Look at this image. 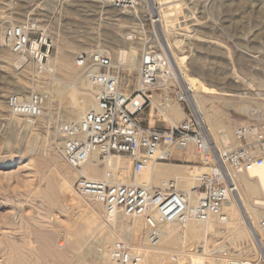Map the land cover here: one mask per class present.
<instances>
[{"label":"rangeland","instance_id":"374dc122","mask_svg":"<svg viewBox=\"0 0 264 264\" xmlns=\"http://www.w3.org/2000/svg\"><path fill=\"white\" fill-rule=\"evenodd\" d=\"M143 2L144 8H139L137 11L138 17L141 20L140 28L137 29L138 25L132 27V23L135 21L131 20H126L124 26L121 28H113L109 24L112 23L109 18H102L109 15L106 12H112L111 8L113 7L107 3L96 5L94 3L88 4V2L83 4L78 0H0L1 38L5 27L11 26V24L16 25L26 19L32 18L38 21V25L41 28L46 29L54 43L50 59L46 64V68L49 71L45 69L41 74L36 72L31 62L27 61L24 57L21 59L22 61L19 60V55L11 52L3 42L0 44V264L9 263L8 259L10 258L17 259L18 255L10 247L13 245L23 247L22 249L25 251L28 249L27 252L31 255L29 259L31 264L48 263L49 260L45 259L44 254L39 253L42 251V245L36 236L38 232H48L52 235V238L48 242L49 249H53L56 246L57 249H60L58 242H62V247H64L71 238L73 239L68 234L65 224L70 218H78L76 214L79 213L76 211L74 213L75 217L74 214H71L72 216L69 218L68 212L63 211L64 209L59 204V206L57 204L50 205L41 197L40 191L43 189L44 182L48 179V176L56 172L55 169L61 170L65 177L68 176V179L72 177L69 179L71 194L68 196L66 204H60L62 206L66 205L67 209L69 207L74 209L77 208L80 201L82 203H79V205L80 207L82 206V209L86 207V211H92L95 214L97 226L91 231V233L94 232L92 234L89 233L85 240L82 241L80 251L88 250L86 252L87 264H98V260L94 254L96 240L101 235L98 231L99 229H115L111 221L112 216L106 214L100 203L75 192L73 183L78 178L76 176L78 170L71 168L65 162L60 150L61 139L54 137L56 136L54 134L56 133L55 126L58 123L66 122L62 113L60 114L62 112V105L55 99H52L47 91H44L46 88H43L45 87L43 84L45 85L46 78L62 84L66 90H72L75 94L69 95L68 102L78 105L81 95L76 88V82L69 79L66 71L59 66V62L65 58L64 60H67L66 62L72 65L71 69H73L77 76L82 74V77H85L82 70L76 66V56L82 51L101 50L110 55L112 64L115 68L119 69L120 88L127 93L133 92L137 87L136 71L139 63L130 69L125 61L116 57L115 48L122 45L124 41L138 45L140 48H143L146 43L148 46L157 45L159 48L168 49L167 38L161 26V20L157 23L151 22V12L158 15L160 19L156 6L153 5L151 0H144ZM179 6L181 12L179 19L181 21L178 19V22H181L180 27L183 29V27L187 26L184 32L192 36L191 40L186 41L182 48H180V52L184 53L186 57L184 64L187 70L205 85L215 87L227 86L229 89H244L245 84L242 81L244 78V80L246 79V81L251 83L249 91H260L264 94V0H179ZM134 31L141 32L138 36L140 38L134 40L127 39L128 35ZM235 77L236 79H240V81L237 82ZM17 81L21 83L20 86L22 88H25L24 91L15 87V82ZM184 91L186 93V101L184 103H178L174 96L170 100V103H174L180 107L185 114L181 123L189 115L193 116L202 124L209 139L216 148L238 146L239 142L234 138L233 131L239 125L255 123L264 133V124L259 120V115L264 112V98L257 101L250 97L240 98L226 94L211 95L200 93L202 101L207 106L212 107L211 111H214L212 113L216 114L220 121L227 125L226 132L229 135L226 145L223 146L218 141L217 129L211 128L208 124L205 125L201 122L199 102L196 98L191 97L185 83ZM32 92H44L48 94L43 116L40 118H25L23 122L19 124L15 123L13 115L7 110L5 104L6 96L9 94L29 95ZM152 100L153 106L147 107L138 116L141 125L144 127L161 128L172 124L160 114V108L156 106L159 103V96L153 94ZM242 100L248 101L246 108L235 109L230 107V105L239 103ZM190 148V151L186 155L188 162L169 161L163 165L181 166L192 177L199 175L196 172L197 169L208 168L210 170V166L202 164L194 149ZM37 152L38 154H36ZM51 154L52 157L48 161V168L39 170L37 165L38 157H47ZM112 157H116L117 159H115L119 162L128 159L125 155ZM98 162L100 163V167H103V164H105V161L98 160ZM209 162L213 163L212 160ZM142 174H140L141 177H137L136 183L146 180V182H151L153 185H158L164 180H176L175 178L151 179L147 175ZM130 176L132 178L134 176L132 168H130ZM176 182L178 183L177 180ZM196 185L197 182L193 181L191 187ZM178 186L182 188L179 183ZM41 187L42 189L40 190ZM235 191L237 192V190ZM258 195H253L254 197L249 196V199L247 198L254 209V212L252 211L253 214L249 212L246 205L241 203V201L239 202L238 197H236L237 195H234V198L237 201L240 227L248 235L254 233L258 239V244L260 243L264 249V243L260 239L257 230L259 227L264 228V224L261 223V220L264 218V202H258V204L252 203L253 199L256 198L262 201L263 193H259ZM73 200H77L78 202L75 203ZM121 215L123 216L122 218L126 217L122 219V224L125 223L126 219L132 220L137 218ZM64 220L66 221L64 222ZM140 220L142 221L141 218ZM143 227L142 225L141 231L144 236L145 228ZM123 231V228L118 230V237L113 238L111 244L117 240L125 241L122 235ZM85 244H88V246ZM93 244L95 245L93 246ZM255 244L257 249L260 250L257 242ZM87 247L88 249H86ZM200 249L198 248V250ZM254 252L255 250H251L246 255L247 257L244 256L242 258L248 260L258 259L261 252H259L260 254L257 252L254 254ZM33 255L34 258H32Z\"/></svg>","mask_w":264,"mask_h":264},{"label":"built area","instance_id":"2783aa9c","mask_svg":"<svg viewBox=\"0 0 264 264\" xmlns=\"http://www.w3.org/2000/svg\"><path fill=\"white\" fill-rule=\"evenodd\" d=\"M104 1L121 10L144 8V0ZM150 16L152 23L159 21L154 12ZM140 33L134 31L127 39H139ZM2 41L11 52L31 62L38 74L45 71L54 43L36 19L5 27ZM167 50L157 45L144 49L136 71L137 87L131 93L120 88L119 69L112 64L110 55L101 50L80 52L75 63L95 89L94 104L79 120L55 126V134L61 139L62 157L76 170L93 155L99 161L125 155L131 160L133 175L137 176L155 164L169 162L176 151L190 147L202 164L210 166L209 173L196 176L197 185L190 190L181 189L174 179L158 185L146 181L110 183L85 176L74 181L75 192L100 203L107 214L141 218L151 242L158 239L165 224L184 227L189 221L203 222L222 216L225 201L236 190L231 171L256 173L264 168V133L255 123L237 126L233 136L239 145L224 148H216L202 124L190 115L178 125L161 128L141 125L138 116L153 106V94L159 96L156 105L159 108L168 104L172 96L178 103L186 101L181 66L170 58ZM47 100L44 92L9 94L5 104L13 116L40 118ZM261 223L264 224V218ZM109 253L116 264L143 261L142 254L123 240L113 242ZM225 264H264V254L258 259H233Z\"/></svg>","mask_w":264,"mask_h":264},{"label":"bare ground","instance_id":"6f19581e","mask_svg":"<svg viewBox=\"0 0 264 264\" xmlns=\"http://www.w3.org/2000/svg\"><path fill=\"white\" fill-rule=\"evenodd\" d=\"M78 1L83 4H85V2H88V4L94 3L96 5L99 3L106 4L104 0ZM151 1L153 5H155L157 8V12L160 17L159 20H161V26L163 27L165 37L167 38V45L169 49V51L167 50L168 55L171 59L177 62L179 66H181V76L183 82L186 85L187 91L190 93L191 97L196 98L199 102V113L201 114V122L205 125L208 124L211 128L217 129V136L219 139L218 141L223 146L226 145V141L228 140L229 135L228 132H226L227 125L226 123L220 121L219 117L216 114L212 113V107L210 106V108L202 101V96L200 95V93L211 95L226 94L240 98L250 97L257 101L263 100L264 94L260 91H249L251 83L246 81V79L244 80V78L242 79L245 84L244 89H229L227 88V86L215 87L211 85H205L195 75L191 74L184 64V60L186 59L184 53L182 54L180 52V48H182L186 41H190L192 36H190V34L188 35L187 32H184V29H187V26L183 27V29L182 27H180L181 20L179 19V17L181 15V12L179 0ZM139 8L135 7L134 9L130 10L111 8L112 12H106V14L109 15L102 18H109L112 23H109L110 21L108 23L111 24L113 28L123 27L126 20L135 21L132 23V27H135L137 25L139 26L141 25V20L138 17L137 12ZM183 17L186 18L185 15H183ZM178 19L180 20L179 22ZM179 30L183 32H179ZM111 36L113 37V35ZM2 42V38L0 37V44H2ZM122 43L123 44L118 47L115 46V52L117 54L116 57H119L121 60L125 61L131 69L140 62L141 53L144 51V49L148 47V44L145 43L143 48H140L138 47V45H133L124 41ZM19 58V60L23 59L22 56H20ZM64 59L59 62V66L61 67V69L66 71L69 79H72L74 80V82H76V88L81 95V100L79 104L75 105L70 104L68 102L69 95L74 93L70 89V91L66 90V88L62 84L47 78L46 81L44 80L45 82L43 81L45 85L43 84V82L41 83L43 84V86H45L43 88H46L44 91H47V93H49L52 99H55L60 105H62V112H60V114L62 113L66 121H76L79 120L81 116L87 110H90V108L93 106L95 100V89H93L94 87L91 86L90 83L87 81L86 77H82V74L77 76L73 69H71L72 65L68 64L66 62L67 60L65 61ZM236 81L238 82L240 81V79H236ZM20 84L21 83L19 81L15 82V87L20 88V90L24 91L25 88H22ZM247 102L248 101L246 100H242L239 103L230 105V107H233L235 109H244L247 107ZM159 112H161L160 114H162L163 117L169 120L173 125L180 124L185 116L180 107L170 102L165 106L160 107ZM12 117L15 120V123L18 124L20 122H23V120L25 119L19 116ZM259 120L264 124V112L259 115ZM54 137L58 136L56 135ZM36 154H38V152ZM51 157L52 154L47 157H38V169L44 170L47 167L48 161ZM115 158H113L112 156L109 157L108 159H106L105 164H103L104 166L100 167V163L98 162L97 156L93 155L92 159L88 163H86L81 169H79L78 172H76V176H85L90 179H105L108 180L110 183L137 184V177L141 176L137 175L135 177L133 176V178L130 176V168H132L130 163L131 160L129 161L128 158L126 160H122V162H119L116 160L117 158ZM55 170L56 172L53 171L54 173L51 176L47 177L48 179L44 182L45 184L43 185V189L42 187L40 188V190L42 189L40 191L42 199H44L46 203L50 205L59 204L60 207L64 209L63 211L68 212L69 218L72 216L71 214H74L76 211L79 214H76L78 215V218H70L67 221L64 220V222L66 221V230L68 234L73 237V239L71 238L68 242L66 241L67 243L64 247H62V242H58V246H60V249H57V246L54 247L56 249L53 248L54 250L51 247V249H49L48 242L52 238V235L50 233L38 232L36 234L39 239V242L42 245V251L40 250L41 252L39 253H42V255L44 254L45 259L49 260L48 263L42 262L40 264H87L86 252L88 250L80 251V245L82 244V241L85 240L86 236L91 233L92 230H94V227L97 226L96 217L94 216L95 214L92 211H86V207H84L83 204L82 205L85 209H82V206L80 207L79 205V203H82L80 201L78 203V206L76 205L78 209H71V207L67 209L66 205L62 206L60 204H66L68 196L71 194V184L69 179H71L72 177L68 179V176L65 177L64 174H62L61 170ZM196 172L201 175L203 173H209L210 170L208 168H201L197 169ZM144 174L150 177L151 179L155 178L157 180L160 178H175L178 181L179 185L185 190H190L192 188L191 185L193 181H196V176H198L194 175L192 177L191 174L187 173L186 170L181 166H168L163 164L152 166L150 169L144 171L142 175ZM231 176L236 185L237 192H233L225 201L222 209V216L214 217L203 222L189 221L184 227L178 226L176 224H165L160 228L159 237L155 242L150 241L146 231L144 233L145 235H142L141 230L143 222L140 220V218L137 217L136 219L132 220L126 219L125 223L122 224V219H125L126 217L122 218L123 216L121 215V213L111 214V221L112 224L115 226V229L103 230L100 227L102 230L99 229L98 232H100L99 234L101 235L96 240V245L93 244V246L95 245L94 254L98 260V264H116L110 258L109 249L111 241L113 240V238L118 237V230L121 228L124 229L122 233L123 239L129 245L138 249L137 251L142 254V264H225L229 260L240 259L248 255L251 250H255V252H257L258 254H260L259 252H261V254H264V249L260 243L258 244V239L256 235L254 233L248 235L246 234L247 232L244 233V230L242 229V227H240L237 201L234 198V195H237L236 197H238L239 202L241 201V203L246 205L249 212L253 214L252 211L254 212V209L251 207L252 205L250 204V202H248V197H251L253 195L257 196L259 193H263L264 195V168L256 173H238L231 171ZM258 199H253L252 203L258 204V202H264V196L262 198V201ZM77 202L78 201L76 200L75 203ZM121 225H123V227H121ZM257 230L260 239L264 243V228L259 227ZM255 242H257L260 250L257 249ZM85 245L88 246V244ZM10 247L18 256L17 259H8L9 263L7 264H16L18 262H21L20 264H31L29 261L31 255L29 252H27L28 249L25 251L24 249H22L23 247H20L19 245H13ZM198 248L201 249L198 250ZM86 249H88V247ZM255 252L254 254H256ZM42 255L40 256L42 257ZM32 258H34V255L32 256Z\"/></svg>","mask_w":264,"mask_h":264},{"label":"crops","instance_id":"0c3cea01","mask_svg":"<svg viewBox=\"0 0 264 264\" xmlns=\"http://www.w3.org/2000/svg\"><path fill=\"white\" fill-rule=\"evenodd\" d=\"M191 148H188L186 150H183V151H176L171 160L170 161H175V162H181V163H185V162H188L187 158H186V155L187 153L190 151ZM164 164V163H162Z\"/></svg>","mask_w":264,"mask_h":264}]
</instances>
